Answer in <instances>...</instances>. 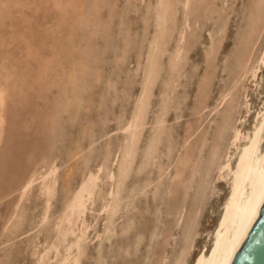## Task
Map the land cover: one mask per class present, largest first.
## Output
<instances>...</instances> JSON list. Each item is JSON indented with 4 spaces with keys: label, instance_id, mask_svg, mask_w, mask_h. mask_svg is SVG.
Masks as SVG:
<instances>
[{
    "label": "rangeland",
    "instance_id": "1",
    "mask_svg": "<svg viewBox=\"0 0 264 264\" xmlns=\"http://www.w3.org/2000/svg\"><path fill=\"white\" fill-rule=\"evenodd\" d=\"M186 1L0 0V264H39L90 173L97 188L59 257L85 221L70 264H177L191 243L195 263L229 193L217 169L264 99V67L248 74L264 51V0Z\"/></svg>",
    "mask_w": 264,
    "mask_h": 264
},
{
    "label": "bare ground",
    "instance_id": "2",
    "mask_svg": "<svg viewBox=\"0 0 264 264\" xmlns=\"http://www.w3.org/2000/svg\"><path fill=\"white\" fill-rule=\"evenodd\" d=\"M189 1V0H187ZM186 1V2H187ZM188 3V2H187ZM188 5V4H185ZM173 6V5H171ZM187 7V6H186ZM162 8V7H161ZM172 8V7H171ZM173 9V8H172ZM167 12V10H166ZM168 15V12L166 13ZM160 19V18H159ZM171 19V18H170ZM2 21V20H1ZM159 23V22H158ZM187 24V23H186ZM160 26V25H159ZM256 26V25H255ZM165 29V28H164ZM163 30V29H162ZM185 32V31H184ZM163 34V33H162ZM181 37V36H180ZM183 38V37H182ZM254 42V41H253ZM161 43V42H160ZM184 44V43H183ZM156 45V44H155ZM252 47V46H251ZM250 47V48H251ZM156 48V47H155ZM159 48V47H158ZM156 48V49H158ZM183 49V48H182ZM249 49V48H248ZM256 50V49H255ZM250 51V50H249ZM156 52V51H154ZM179 52V51H178ZM182 52V51H181ZM248 52V51H247ZM253 52H255L253 50ZM246 54V53H245ZM181 55H183L181 53ZM178 56V55H177ZM244 57V56H243ZM252 57V56H251ZM178 58V57H177ZM158 59V58H157ZM177 61V60H176ZM250 61V60H249ZM178 62V61H177ZM176 62V63H177ZM251 62V61H250ZM152 63V62H151ZM238 63V62H237ZM232 64H234L232 62ZM241 64V62L239 63ZM0 65L3 66L2 61ZM236 67V66H235ZM248 67V65L246 66ZM264 67V51L258 58L255 65L250 69L251 72L248 74L252 78L256 79L257 75L263 71ZM238 69V67H237ZM243 69V68H242ZM1 70V69H0ZM8 70L5 73L0 72V147L4 138L6 129V108L8 99V88L10 76L7 75ZM233 74V73H232ZM156 76V75H155ZM242 76V75H241ZM149 76L148 78H150ZM155 78V77H154ZM245 78V77H244ZM147 82L150 80H146ZM237 83V82H236ZM235 83V84H236ZM148 86V84L146 83ZM146 87V86H145ZM147 88V87H146ZM75 90V89H74ZM226 90V88H225ZM147 91V90H146ZM149 92V91H148ZM146 92H144L145 94ZM223 93V92H222ZM148 95V94H146ZM229 95V94H228ZM145 97V96H144ZM226 97V96H225ZM224 97V98H225ZM147 99V98H145ZM229 99V98H228ZM144 100V99H143ZM245 101V100H244ZM225 102V100H224ZM248 102V101H246ZM142 103V101H141ZM146 103V102H145ZM223 103V102H222ZM220 104V103H219ZM224 104V103H223ZM222 105V104H221ZM225 105V104H224ZM142 106V105H141ZM223 106V105H222ZM144 108V107H142ZM219 109V108H218ZM143 110V109H141ZM213 110V109H212ZM216 113V112H215ZM143 115V114H142ZM139 116V115H138ZM140 117V116H139ZM226 117V116H225ZM239 117V116H238ZM214 118V117H213ZM137 119V117H136ZM135 119V120H136ZM139 119V118H138ZM219 119V118H218ZM240 119V118H239ZM239 121V120H238ZM213 122V121H212ZM217 122V121H216ZM215 122V123H216ZM220 123V122H219ZM138 121L133 123L132 128L138 127ZM237 125V124H236ZM239 125V124H238ZM215 126V125H214ZM221 126V125H220ZM216 127V126H215ZM218 127V126H217ZM140 128V127H138ZM246 128V127H245ZM241 123V128L237 129L230 139V145L236 146V152L234 155L227 154L223 164L217 169L220 179H229V193L225 199L222 213L214 230L208 235L209 241H206L199 249L198 257L194 264H231L244 240L246 239L249 231L251 230L258 214L252 219L251 222L248 220V209L250 201L258 199L261 195V178L264 175V99L261 102L260 109L252 118V122L249 128L245 129ZM216 129V128H214ZM129 130V129H128ZM130 131V130H129ZM132 131V130H131ZM135 131V130H134ZM137 131V130H136ZM214 131V130H213ZM138 132V131H137ZM223 132V131H222ZM135 133V132H134ZM214 133V132H213ZM197 134V133H196ZM224 134V133H222ZM134 137V135H132ZM221 136V135H220ZM131 137L135 140V138ZM133 140V142H134ZM207 140V139H206ZM136 141V140H135ZM190 141V140H189ZM131 143V142H130ZM222 143V142H221ZM208 144V143H207ZM214 144V143H213ZM212 144V145H213ZM238 144L240 145L238 147ZM131 145H134L131 143ZM223 145V144H222ZM228 145V144H227ZM125 147H128L127 145ZM134 147V146H133ZM132 147V148H133ZM186 147V146H185ZM210 148V147H209ZM227 148V147H226ZM131 149V148H130ZM205 149V147H204ZM129 150V149H127ZM229 150V149H228ZM121 151V150H120ZM157 151V150H156ZM226 151V150H225ZM235 151V150H234ZM126 152V151H125ZM128 152V151H127ZM132 152V151H131ZM213 152V151H211ZM130 154V152H128ZM216 153V152H215ZM126 154V153H124ZM118 155V154H117ZM186 155V154H185ZM209 155V154H208ZM211 155V154H210ZM124 156V155H123ZM127 156V155H126ZM153 156V155H152ZM219 156V155H218ZM155 157V155H154ZM130 158V157H129ZM235 158V160H234ZM244 158V164H241V159ZM203 160V159H202ZM201 160V161H202ZM124 161V160H123ZM152 161V160H151ZM192 161V160H191ZM152 163V162H150ZM189 164V163H188ZM60 165V164H59ZM186 166V165H185ZM49 168V166L47 167ZM119 168V167H118ZM186 168V167H184ZM124 171V170H123ZM198 171V170H197ZM248 173V178H245V172ZM112 172V171H111ZM115 172V171H114ZM122 172V171H121ZM57 173V167L52 166L50 169H46V172L40 176L32 173L31 177L26 178L22 184V192L24 195L35 183L42 179L43 181H49L55 177ZM125 173V172H124ZM31 174V173H30ZM203 174V173H202ZM111 175V174H110ZM113 175V174H112ZM111 175V179H112ZM204 175V174H203ZM102 177V176H100ZM114 177V176H113ZM183 177V175H182ZM102 179V178H100ZM123 179V178H122ZM206 179V178H205ZM99 175L90 173L87 178L81 183L77 192L73 195L69 201L63 216L58 224V237L57 242L40 256L39 264H44V260L47 259L52 251H55V258H60L58 264H70V258L73 247H78L79 244L84 240L89 230V225L85 221L81 223L79 230V236L73 241L69 242L65 249L63 257H59L60 247L68 243V237L74 233V228L77 223L83 219L87 210L88 203L91 201L95 190L97 188ZM113 180V179H112ZM215 180V179H214ZM206 181V180H205ZM217 181V180H216ZM41 182V181H40ZM115 182V181H114ZM215 182V181H214ZM58 183V182H57ZM192 183V182H191ZM46 184V183H45ZM105 185V184H104ZM55 186V185H54ZM57 186V185H56ZM21 187V186H20ZM113 187V186H112ZM111 187V188H112ZM117 187V186H116ZM44 188V187H43ZM45 188L50 191L54 189L53 184H46ZM209 188V187H208ZM57 189V188H56ZM39 190V189H38ZM101 191V190H100ZM118 191V190H117ZM31 192V191H30ZM46 192V191H45ZM40 193V192H39ZM100 193V192H99ZM113 192L109 193L112 198ZM207 194V193H206ZM192 195V194H191ZM20 195H18L19 197ZM41 196V195H40ZM45 196V195H44ZM43 196H41L42 198ZM116 197H118L116 195ZM50 198V197H49ZM48 199V197L46 198ZM51 199V198H50ZM36 200V199H35ZM104 200V199H103ZM110 200V198H109ZM189 200V199H188ZM98 201V200H97ZM114 201V200H113ZM26 202V201H25ZM108 202V201H107ZM117 202V201H116ZM115 202V203H116ZM29 203V202H28ZM92 204V203H91ZM53 205V204H52ZM94 205V204H93ZM104 205V203H103ZM47 209L44 216V221L47 219L49 214L50 206L46 204ZM14 208H17L14 207ZM54 207H52L53 209ZM109 208V204L102 207L100 211H106ZM18 210V209H15ZM111 210V209H110ZM190 211V210H189ZM12 212V211H11ZM37 212V211H36ZM191 212V211H190ZM105 213V212H104ZM109 213V212H108ZM116 213V212H115ZM259 213V212H258ZM16 214V213H15ZM93 214V213H92ZM189 214V213H188ZM18 215V214H17ZM89 215V214H88ZM106 215V214H105ZM115 215V214H114ZM184 215V214H183ZM14 216V215H13ZM12 216V217H13ZM27 216V214H26ZM2 217V216H1ZM9 217V216H8ZM22 217V216H21ZM114 217V216H113ZM182 217V216H181ZM15 218V217H14ZM13 218V219H14ZM32 218V217H31ZM51 218V217H50ZM23 219V218H22ZM21 219V220H22ZM112 219V218H111ZM5 220V218H4ZM12 220V218H11ZM15 220V219H14ZM31 220V219H30ZM3 221V220H2ZM44 221L41 226L44 224ZM106 221V220H105ZM10 222V221H9ZM12 222V221H11ZM190 222V220H189ZM7 223V222H6ZM47 223V222H46ZM9 224V223H8ZM12 224V223H11ZM10 224V226H12ZM94 224H96L94 222ZM189 224V223H188ZM193 224V223H191ZM46 225V224H45ZM91 225V224H90ZM110 225V224H109ZM47 226V225H46ZM95 226V225H94ZM107 226V225H106ZM181 226V225H180ZM187 226V225H186ZM3 227V226H2ZM7 227V226H6ZM39 227V226H37ZM178 228V227H177ZM6 229V228H5ZM18 229V228H17ZM20 229V227H19ZM18 229V230H19ZM23 229V228H22ZM91 229V228H90ZM36 230V229H35ZM39 229L36 231L38 232ZM14 231V230H13ZM77 231V229H76ZM186 231V230H185ZM8 232V231H7ZM12 233V232H11ZM40 233V231H39ZM109 233V232H108ZM186 233V232H185ZM194 234V233H193ZM6 235V233H5ZM31 235H34L31 234ZM186 235V234H185ZM206 235V234H205ZM39 236V235H38ZM97 236V235H96ZM102 236V235H101ZM198 236V235H197ZM4 237V236H3ZM23 237V236H22ZM40 237V236H39ZM99 237V236H98ZM103 237V236H102ZM106 237V236H105ZM191 237V236H190ZM21 238V237H20ZM87 238V237H86ZM11 239V238H10ZM19 239V238H18ZM17 239V241H18ZM24 239V238H23ZM46 238H44L45 240ZM53 239V238H52ZM90 239V238H89ZM92 239V238H91ZM173 239V238H172ZM207 239V240H208ZM13 240V239H12ZM20 241V239H19ZM38 241V240H37ZM47 241V240H46ZM16 242V241H15ZM51 242V241H50ZM49 243V242H47ZM8 244V243H7ZM11 244V243H9ZM50 244V243H49ZM14 245V244H13ZM33 245V244H32ZM39 245V244H38ZM48 245V244H47ZM82 245V244H81ZM86 245V244H85ZM193 243L185 250L184 257L179 260L177 264H187V256L192 250ZM1 247V246H0ZM17 248V247H16ZM41 248V246H40ZM83 248V247H82ZM3 249V248H1ZM24 249V248H23ZM196 249V248H195ZM34 251V250H33ZM32 251V252H33ZM37 253V252H36ZM35 253V254H36ZM6 253H4L5 255ZM32 254V253H31ZM3 255V256H4ZM30 256V255H29ZM35 258V256H34ZM181 258V257H180ZM32 260V259H31ZM55 261V260H54ZM31 262V261H30ZM51 263V262H50ZM30 264V263H29ZM77 264V260L75 263Z\"/></svg>",
    "mask_w": 264,
    "mask_h": 264
},
{
    "label": "water",
    "instance_id": "3",
    "mask_svg": "<svg viewBox=\"0 0 264 264\" xmlns=\"http://www.w3.org/2000/svg\"><path fill=\"white\" fill-rule=\"evenodd\" d=\"M231 264H264V207Z\"/></svg>",
    "mask_w": 264,
    "mask_h": 264
},
{
    "label": "snow or ice",
    "instance_id": "4",
    "mask_svg": "<svg viewBox=\"0 0 264 264\" xmlns=\"http://www.w3.org/2000/svg\"><path fill=\"white\" fill-rule=\"evenodd\" d=\"M241 164H244V158L241 159ZM245 178H248L247 171L245 172ZM250 206L248 209V220L249 222L252 221L254 217L257 216L258 212L264 207V175L261 178V195L258 199L250 201Z\"/></svg>",
    "mask_w": 264,
    "mask_h": 264
}]
</instances>
